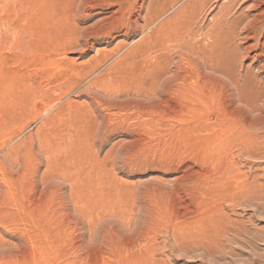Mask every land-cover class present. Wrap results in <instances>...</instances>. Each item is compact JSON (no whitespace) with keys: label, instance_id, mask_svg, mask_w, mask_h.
Segmentation results:
<instances>
[{"label":"rangeland","instance_id":"obj_1","mask_svg":"<svg viewBox=\"0 0 264 264\" xmlns=\"http://www.w3.org/2000/svg\"><path fill=\"white\" fill-rule=\"evenodd\" d=\"M254 1L0 0V264H264L259 95L212 71Z\"/></svg>","mask_w":264,"mask_h":264},{"label":"bare ground","instance_id":"obj_2","mask_svg":"<svg viewBox=\"0 0 264 264\" xmlns=\"http://www.w3.org/2000/svg\"><path fill=\"white\" fill-rule=\"evenodd\" d=\"M139 1V0H138ZM154 1H152L151 3H149V4H147L146 6H145V4H143V2L141 3V5H140V10H142L143 12H144V14H146V16H145V18L144 17H142V18H144V22H145V24H146V26H150L152 23H154L155 21H157L159 18H161L166 12H167V10L169 9V7H164V6H162L161 8H157L158 6H155V4L153 3ZM157 2V1H156ZM167 2V1H166ZM165 2V3H166ZM196 2V1H195ZM199 2V1H198ZM158 3V2H157ZM200 3V2H199ZM154 4V5H153ZM208 4V3H207ZM158 5V4H157ZM189 5V4H188ZM187 5V6H188ZM191 5V4H190ZM195 5V4H194ZM224 5V4H223ZM253 6L252 7H257V8H259V6H262V5H264V0H256V1H254V4H252ZM186 6V7H187ZM192 6V5H191ZM204 6V5H203ZM237 6V5H236ZM156 7V8H155ZM136 8V7H135ZM138 8V7H137ZM190 8V7H189ZM78 9V8H77ZM193 9V8H192ZM203 9V8H202ZM69 10V9H68ZM74 10H76L75 8H74ZM139 10V11H140ZM153 10H155V11H153ZM189 10V9H188ZM50 11V10H49ZM79 11V10H78ZM118 12H120V10L118 11ZM154 12V13H153ZM187 12V11H186ZM190 12V11H189ZM194 12V11H193ZM257 13L252 17V19L250 20V21H248L246 24H245V26H244V30L242 31V33L238 36V34L235 32V30H234V32H232L231 33V35H229V37L231 36V38H229L228 36V39L231 41V42H233L234 44H232V46L231 47H229V49H228V52H227V54L228 53H230L229 55H230V59H232V61L235 63V62H237L238 60V58H236V57H238V46H237V44H235V40H236V38H238V39H240L241 41L240 42H242V44H244V49H243V52H244V50L245 51H247V53L245 54L246 56V59L249 61V66L248 67H246V70H245V72L244 73H239V70L237 69V68H234L233 66L235 65L234 63H231L232 61H229L227 58H225V60H223V61H221V62H219V64L218 63H216L215 64V62H214V65H213V63L212 62H210V64L212 63V71H217V74L219 73L221 76H223L225 79H227L229 82H231V84H232V87H233V90H234V92H235V95L237 96V100L239 101V102H241V104H243V103H247V100H246V97L247 96H250V95H247L246 96V94L249 92L248 91V89H247V87L249 88V86L248 85H250V87L252 86V87H254V89H256V93L254 92V95L256 94L257 96H258V99L257 100H259L258 102H256L255 103V105L252 107V109L254 110V111H256V114H257V112L259 113V115H258V117H257V120H255L253 123H249V124H253L254 126H256V125H259V126H262V127H264V9H262V10H259V11H256ZM179 13V12H178ZM192 13V12H191ZM218 13V12H217ZM216 13V14H217ZM248 13V12H247ZM72 14H73V12H72ZM123 14V13H122ZM202 14H204V13H202ZM201 14V15H202ZM231 14V13H230ZM240 14H241V12H240ZM143 15V14H142ZM179 15H181V14H179ZM186 15V14H185ZM185 15H182V16H185ZM224 15V14H223ZM229 16V12L226 14V16ZM242 16V15H241ZM120 17V16H119ZM178 17V15L176 16V18ZM181 17V16H180ZM180 17H178V18H180ZM186 17V16H185ZM188 17V16H187ZM214 17V16H213ZM112 18V17H111ZM121 18V17H120ZM142 18H140V19H142ZM177 18V19H178ZM200 18H201V16H200ZM224 18V17H223ZM222 18V19H223ZM231 18V17H230ZM245 18V17H244ZM130 19V18H129ZM174 19V18H173ZM184 19V18H183ZM183 19H181L180 18V20H183ZM199 19V18H198ZM217 19V18H216ZM220 20H221V18H219ZM109 20V19H108ZM121 20V19H120ZM136 20V19H135ZM126 21V20H125ZM130 21H131V19H130ZM174 21H176V19L174 20ZM178 21V20H177ZM186 21V20H185ZM189 21V20H188ZM188 21H186V22H182L183 24H175L174 22L172 23V25L170 26V29H169V31L168 32H170L171 34H173L174 36H175V38L177 39V41H179V40H182V37H184L183 36V33L181 34V32H178L179 30H184L185 32H186V28H187V26H188ZM191 21H193V20H191ZM229 21V20H228ZM115 22V21H114ZM132 22V21H131ZM130 22V23H131ZM181 22V21H180ZM220 22H223V21H220ZM225 22V21H224ZM238 22V21H237ZM243 22V21H242ZM246 22V21H245ZM102 23V22H101ZM125 23V22H124ZM129 23V22H128ZM127 22H126V24H128ZM133 23V22H132ZM131 23V24H132ZM135 24H136V28H137V23H138V21L136 20L135 22H134ZM166 23V22H165ZM169 23V22H168ZM167 23V24H168ZM197 23V22H196ZM210 23V22H209ZM230 23V22H229ZM192 24V23H191ZM217 24V23H216ZM119 25H121V24H119ZM140 25V24H139ZM169 25V24H168ZM204 25V24H203ZM202 25V26H203ZM208 25V24H207ZM212 25V24H211ZM230 25V24H229ZM232 25V24H231ZM124 26V25H123ZM126 26V25H125ZM134 26V25H133ZM165 26H166V24H165ZM193 26V25H192ZM196 26V25H195ZM201 26V25H200ZM213 26V25H212ZM220 26V25H219ZM232 26H234V25H232ZM96 27H98V26H96ZM95 27V28H96ZM106 27V26H105ZM104 27V28H105ZM208 27V26H207ZM216 27V26H215ZM215 27H214V30H215ZM224 27H226L225 25H224ZM24 28V27H23ZM117 28V27H116ZM130 28V27H129ZM160 28V27H159ZM218 28V27H217ZM236 28V27H235ZM126 29V28H125ZM188 29H189V26H188ZM207 29H209V28H207ZM211 29V28H210ZM213 29V28H212ZM122 30V29H121ZM213 30V31H214ZM218 30V29H217ZM216 30V31H217ZM222 30V29H221ZM184 31H182V32H184ZM189 31H190V29H189ZM101 32V31H100ZM184 32V33H185ZM230 32H231V30H230ZM230 32H227V33H229L230 34ZM192 33V32H191ZM213 33V32H212ZM94 34V33H93ZM108 34V33H107ZM208 34V33H207ZM188 35V34H187ZM95 38V37H94ZM170 38V37H169ZM168 38V39H169ZM167 39V40H168ZM184 39V38H183ZM237 39V40H238ZM228 40V41H229ZM183 41V40H182ZM229 41V42H230ZM179 42H181V41H179ZM226 42V41H225ZM118 43V42H117ZM116 43V44H117ZM229 43H227V45H228ZM230 44V45H231ZM239 44H241V43H239ZM230 45H228V46H230ZM92 46V45H91ZM121 46V45H120ZM226 46V45H225ZM240 46V45H239ZM241 46H243V45H241ZM120 48V47H119ZM186 49H188V48H186ZM241 49V48H240ZM119 50V49H118ZM156 50V49H155ZM116 51V50H115ZM241 52V51H240ZM226 53V52H225ZM245 53V52H244ZM162 54H164V53H162ZM167 55V54H166ZM225 55V54H224ZM160 56V55H159ZM169 56V55H168ZM228 56V55H227ZM240 56H241V54H240ZM239 56V57H240ZM242 56H244L243 54H242ZM223 57V56H222ZM172 59V58H171ZM245 60V59H244ZM244 60H242V61H244ZM206 61V60H205ZM211 61H213V60H211ZM240 61H241V58H240ZM146 62V61H145ZM149 62V61H148ZM154 62H156V61H154ZM154 62H151V63H153L154 64ZM160 62H162V61H160ZM171 62V61H170ZM169 62V63H170ZM175 62V61H174ZM147 63V62H146ZM168 63V64H169ZM149 64V63H148ZM231 64H234L233 66L231 65ZM145 65V64H144ZM150 65V64H149ZM159 65V64H158ZM217 65V66H216ZM142 66V65H141ZM145 66H147V65H145ZM153 66V65H152ZM156 66V65H155ZM247 66V65H246ZM254 66H256V69L253 71L252 70V67H254ZM138 68H140V67H138ZM142 68V67H141ZM150 68V67H149ZM155 68V67H154ZM168 68V67H167ZM166 68V69H167ZM215 70H214V69ZM150 69H152V67L150 68ZM162 69V68H161ZM149 70V69H148ZM142 71V70H141ZM151 71V70H150ZM149 71V72H150ZM158 71H159V69H158ZM146 73H147V71H145ZM145 72H144V74H145ZM156 72V71H155ZM140 74V73H139ZM148 74V73H147ZM161 74V73H160ZM168 74V73H167ZM215 74V73H214ZM163 76V75H162ZM209 76V75H208ZM216 76V75H215ZM218 76V75H217ZM151 77V76H150ZM154 78V77H153ZM141 80H143L142 78H140ZM145 79V78H144ZM148 79V78H147ZM159 79V78H158ZM168 80V79H167ZM224 80V79H223ZM153 81H154V79H153ZM159 81V80H158ZM225 81V80H224ZM217 82V81H216ZM221 82V81H220ZM248 82H251V84L250 83H248ZM144 83V82H143ZM156 83V82H155ZM162 83V82H161ZM204 83H205V80H204ZM223 83V82H222ZM218 84V83H217ZM224 84V83H223ZM227 84V83H226ZM141 85V84H140ZM206 85V84H205ZM139 86V85H138ZM156 86V85H155ZM204 86V85H203ZM61 87V86H60ZM207 90H208V88H206ZM231 89V88H230ZM183 90V89H182ZM194 90V89H193ZM192 90V91H193ZM250 90V89H249ZM253 90V89H252ZM60 91V90H59ZM184 91H186V90H184ZM192 91H190V92H192ZM201 92H203V91H201ZM212 92V91H211ZM183 93V92H182ZM197 93V92H196ZM251 93V92H250ZM152 94V93H151ZM204 94V93H203ZM221 95V94H220ZM223 95V94H222ZM221 95V96H222ZM231 95V94H230ZM254 95H252V96H254ZM256 95H255V97H256ZM122 96V95H121ZM189 96V95H188ZM198 96V95H197ZM225 96V95H224ZM246 96V97H245ZM223 97V96H222ZM228 97V96H227ZM217 98H219L218 96H217ZM132 99V98H131ZM149 99V98H148ZM190 99V98H189ZM139 101H142V100H140V99H138ZM145 100V99H144ZM215 100H217V99H215ZM220 100V99H219ZM134 102H136V101H134ZM199 102V101H198ZM243 102V103H242ZM130 103H131V101H130ZM129 103V104H130ZM137 103V102H136ZM203 103V102H202ZM132 104V103H131ZM139 104V103H138ZM207 104V103H206ZM251 104V103H250ZM137 105V104H136ZM197 105V104H196ZM203 105V104H202ZM205 105V104H204ZM238 105H240V104H238ZM243 105H245V104H243ZM122 106V105H121ZM130 106V105H129ZM140 106V105H139ZM143 106H144V104H143ZM137 107V106H136ZM141 107H142V105H141ZM242 107V106H241ZM245 107H247V106H245ZM243 108V107H242ZM249 108H251V107H249ZM248 107H247V109H249ZM120 109H121V107H120ZM134 109V108H133ZM235 109H236V107H235ZM47 110H49V109H47ZM232 110H233V108H232ZM239 110V109H238ZM242 110V109H241ZM245 110H246V108H245ZM240 111V110H239ZM239 111H238V113H239ZM251 111V110H250ZM235 113H236V111H234ZM246 112V111H245ZM250 113H252V111L250 112ZM249 113V114H250ZM254 114H255V112H254ZM253 114V115H254ZM57 115V114H56ZM240 115H241V113H240ZM80 116V115H79ZM56 118H57V116H56ZM54 119V118H53ZM58 119V118H57ZM237 119H240V118H237ZM240 121H241V119H240ZM59 122V121H58ZM58 122H56V124L58 123ZM244 123V122H243ZM55 124V123H54ZM59 124V123H58ZM57 124V125H58ZM249 124H248V126H249ZM229 125V124H228ZM235 126V125H234ZM251 126V125H250ZM61 127V126H60ZM253 127V126H252ZM261 127V128H262ZM56 128H57V126H56ZM62 128V127H61ZM235 128V127H234ZM52 129V128H51ZM63 129V128H62ZM236 129V128H235ZM58 130V129H57ZM79 131H80V129H79ZM54 132V131H53ZM58 132V131H57ZM60 132V131H59ZM239 132V131H238ZM66 134V133H65ZM240 135V134H239ZM56 136V135H55ZM61 136V135H60ZM253 136V135H252ZM264 136V135H263ZM58 137V136H57ZM258 138H260V137H258ZM56 139V138H55ZM242 139V138H241ZM250 139V138H249ZM256 139V138H255ZM245 140H247V139H245ZM53 145H54V143H53ZM52 146V145H51ZM55 147V146H54ZM52 148H53V146H52ZM68 149V148H67ZM76 153V152H75ZM52 154V153H51ZM63 155V154H62ZM76 155V154H75ZM81 157V156H80ZM85 159V158H84ZM89 160V159H88ZM55 164V163H54ZM87 164H88V161H87ZM57 165V164H56ZM55 166V165H54ZM59 169V168H58ZM89 169H91V168H89ZM60 170V169H59Z\"/></svg>","mask_w":264,"mask_h":264}]
</instances>
